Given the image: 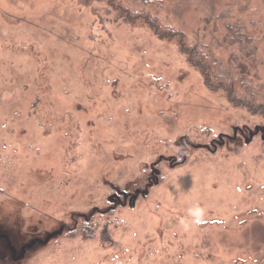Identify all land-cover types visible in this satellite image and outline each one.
Listing matches in <instances>:
<instances>
[{
	"label": "rangeland",
	"instance_id": "obj_1",
	"mask_svg": "<svg viewBox=\"0 0 264 264\" xmlns=\"http://www.w3.org/2000/svg\"><path fill=\"white\" fill-rule=\"evenodd\" d=\"M118 2L264 85V0ZM238 105L106 0H0V264H264V112Z\"/></svg>",
	"mask_w": 264,
	"mask_h": 264
},
{
	"label": "trees",
	"instance_id": "obj_2",
	"mask_svg": "<svg viewBox=\"0 0 264 264\" xmlns=\"http://www.w3.org/2000/svg\"><path fill=\"white\" fill-rule=\"evenodd\" d=\"M106 1L111 8L119 13V17L122 19L131 23L143 22L151 27L160 38L176 41L181 52L187 56L189 62L200 70L208 89L213 91H225L232 103L239 104L238 106L243 108L246 107L252 112H264V85L260 87L261 91L249 86L250 83L255 85L250 77L247 75L239 76L235 70L229 66H225L217 57L215 51L209 48L208 45H190L189 34L172 26L164 27L162 23L157 20V17L153 16L148 11H141L135 14L125 3L118 2V0ZM229 33L226 35H229ZM249 41L252 40L249 38ZM254 54L247 53V56L251 58ZM243 77L246 80H244ZM240 82H243V84H239ZM239 92H241V94ZM260 94H262V96ZM257 96L260 98L263 97V101L259 105L256 104ZM89 223L90 221H87L81 229V234L86 238L94 236L95 228L89 226Z\"/></svg>",
	"mask_w": 264,
	"mask_h": 264
}]
</instances>
